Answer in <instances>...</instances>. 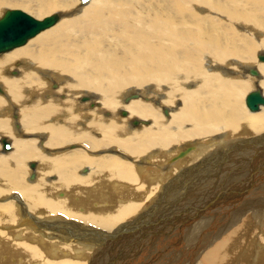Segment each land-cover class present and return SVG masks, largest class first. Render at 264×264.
<instances>
[{"label":"bare ground","instance_id":"6f19581e","mask_svg":"<svg viewBox=\"0 0 264 264\" xmlns=\"http://www.w3.org/2000/svg\"><path fill=\"white\" fill-rule=\"evenodd\" d=\"M5 7L61 19L0 53V141L12 148L0 142V227L10 223L0 229V264H86L85 251L127 235L121 222L169 181L162 199L175 167V179L224 184L201 194L185 188L181 220L170 215L171 224L156 227L149 264H264V105L251 112L243 102L252 90L264 95V0H0V18ZM146 85L166 87L165 97L135 90L121 99L127 87ZM34 150L41 159L26 162L27 179L20 169ZM105 150L166 168L141 171ZM142 238L130 244L133 254L125 244L114 256L127 252L132 264L149 248Z\"/></svg>","mask_w":264,"mask_h":264},{"label":"rangeland","instance_id":"374dc122","mask_svg":"<svg viewBox=\"0 0 264 264\" xmlns=\"http://www.w3.org/2000/svg\"><path fill=\"white\" fill-rule=\"evenodd\" d=\"M77 2H78V0H77ZM5 8H8V7H5ZM10 8V7H9ZM12 8V7H11ZM13 9H15L14 7H13ZM17 9H23L24 10V8H17ZM26 11V10H25ZM58 11H61V10H58ZM27 12V11H26ZM62 12V11H61ZM28 13V12H27ZM30 14V13H29ZM61 23V22H60ZM59 23V24H60ZM58 24V25H59ZM48 32V31H47ZM38 37V36H37ZM34 40V39H33ZM32 41V40H31ZM30 43V42H29ZM28 43V44H29ZM27 44V45H28ZM23 47V46H22ZM264 51V50H263ZM8 54V53H7ZM4 55V54H3ZM1 56V55H0ZM258 57V56H257ZM258 59H259V57H258ZM260 60V59H259ZM261 64V63H260ZM252 65H254V66H256L257 68L260 66V65H256V63L255 64H252ZM255 67V68H256ZM232 70V69H231ZM235 70L236 71H238V70H240V69H238V68H235ZM239 75H241V72H237ZM8 76H12V77H14V78H18L17 76L15 77V76H13V75H9L8 74ZM19 76V75H18ZM254 78V77H253ZM255 81H257L256 80V78H255ZM256 86V84L251 88V89H254V87ZM144 88V89H143ZM131 89V90H130ZM167 90V88L165 87V88H163V89H161V90H158V89H156V87H153V86H151V85H146V87L145 86H143V87H141V88H138V87H136V86H130V87H127L125 90H123L122 91V96H121V99L122 98H126L130 93H133V92H135V90L136 91H138L139 93H141V94H144V97L146 98H155L156 100H159V96H158V94L159 95H161V97L163 98V97H165V95H166V90ZM250 89V90H251ZM140 90V91H139ZM159 91L158 93H156V92H154V91ZM250 90H248L247 92H249ZM164 91H165V94H164ZM162 92V93H161ZM246 92V93H247ZM155 93H156V95H155ZM140 94V95H141ZM145 98H143V99H145ZM244 98H245V96H244ZM161 99V98H160ZM134 100V99H133ZM244 101V105H245V99H243ZM29 102H32V100H30ZM36 103V101L32 104V105H34ZM124 103H125V100H124ZM126 104V103H125ZM123 105V104H122ZM123 106H125V105H123ZM123 106L121 107V109H123ZM164 106H167V105H163V107ZM174 106V105H173ZM165 108V107H164ZM171 108H173V107H171ZM245 108H246V110L248 111V109H247V107L245 106ZM168 109H170V107H168ZM127 110V109H126ZM173 110H174V108H173ZM120 111V110H119ZM161 111H162V114H163V116H164V118H168V117H166L165 116V114H164V109H162V107H161ZM170 113H172V111H169ZM174 112V111H173ZM249 112V111H248ZM169 117H170V114H169ZM12 118H13V115H12ZM136 118H138V117H136ZM122 119H125V120H127V122L130 120V119H132V117L131 118H127V117H122ZM13 121H15L16 122V120H17V118H13L12 119ZM148 120H151L152 121V119H148ZM131 121V120H130ZM129 121V122H130ZM20 123L22 124V122H21V120H20ZM129 124V123H128ZM34 123H29V127H30V130L31 131H39V132H37V133H39V134H43V133H45V132H43V131H40V130H38V129H36L34 126ZM152 125V124H151ZM150 125V126H151ZM129 125H127V127H128ZM131 126V125H130ZM129 128V127H128ZM133 128V127H132ZM144 128H146V127H143L142 129H144ZM130 129V128H129ZM134 129V128H133ZM142 129H139V130H142ZM137 130V129H136ZM176 130V128H173V129H171L170 131L172 132V133H174V132H176L175 131ZM30 133H32V132H30ZM50 133V132H49ZM226 133V131H223V132H220V133H218L217 134V136H220V135H223V134H225ZM230 135H228V137H229ZM29 137L30 138H32V137H36L35 135H29ZM52 138H54L52 135L50 136V142H51V144L52 145H54V143L51 141L52 140ZM56 139V138H55ZM65 139L66 138H64V139H62V140H58L59 142H60V145H64V144H66V143H68V142H65ZM237 140V138H233V141H236ZM225 141H228V139H226ZM55 146H58V145H55ZM68 146V145H67ZM235 146V143H232L231 145H229L227 148L228 149H231V148H233ZM48 148H51V149H48V150H50L53 154L54 153H57V152H60V151H63V149L64 148H62L61 150H59L58 151V149H52V148H56V147H48ZM61 148V147H60ZM215 148H218V147H215ZM105 149V148H104ZM110 149V148H109ZM182 149L183 148H178V151H177V153H176V155L177 154H179L181 151H182ZM219 149L220 150H223V151H225V149L226 148H224V147H219ZM14 150V149H13ZM171 150V149H170ZM168 151H169V149H168ZM105 152L106 153H108L109 154V156H111V155H113V157H116V158H119V159H121V160H125V161H127V162H129L130 164H133L132 166H135L136 168H138L139 170H141L142 171V169H140V168H143V169H145V168H150L151 170H154L156 167H157V169L158 170H160L162 167H164V168H166V166L163 164L164 163V161L162 162V163H160V164H158V162H157V160H156V162L155 161H152V160H149V161H144V159H143V157H138V158H136V157H134L133 155H131V154H128V153H119V154H117V152H113V150H109V151H106L105 150ZM12 153V152H11ZM11 153H9V154H2V155H10ZM33 153H34V156H28V157H26L25 159H24V161H23V163H22V168L20 169V172H22V173H25V178L27 177V179H28V177H29V175H30V168L28 167V165L26 164V162H28L29 160H31L32 158H37V159H41V154L38 152V151H36V150H34L33 151ZM46 153H48V152H46ZM45 153V154H46ZM91 152H88V154H90ZM101 153V151H97L96 152V156L97 157H99V155L98 154H100ZM92 154V153H91ZM128 155V156H127ZM51 156V155H50ZM130 157V158H129ZM224 156H222L221 158H223ZM234 157V156H233ZM109 158V157H108ZM132 158H134V159H132ZM184 158V157H183ZM182 158V159H183ZM141 159H142V161H141ZM137 162L138 161V163H136L135 161ZM181 160V159H180ZM180 160H178V161H180ZM133 161V162H132ZM32 162H35V161H32ZM153 162V163H152ZM176 163H177V161H175ZM31 163V162H30ZM29 163V164H30ZM227 164H229V162H226ZM226 163H224L223 164V166L225 165V166H227V164ZM135 164V165H134ZM136 164H137V166H136ZM139 164V165H138ZM143 165V166H142ZM147 165V166H146ZM152 165V166H151ZM140 166V167H139ZM174 168V167H173ZM182 168H184V166L182 167ZM81 169V168H80ZM180 167H175L174 169H173V174L174 175H172L173 177V181H174V183H173V186L172 187H169L168 189H167V193L166 194H164V196L162 197V199L161 200H157V198L159 197V195H163V193H162V187H164V186H166V185H168L169 184V181H165V182H160V181H158L159 182V187H158V191H157V193L156 194H154V195H152V196H150V198L147 200V201H145L146 203H145V205L143 206V208L140 210V211H138L137 213H135V214H133L131 217H129V218H127L125 221H123V222H121V224H129L130 225V227H128V231H129V233L127 234V235H129V236H127L126 235V233L125 232H121V236H119V237H117V238H120V240L119 239H117V240H115L116 238H114V239H112L111 241H112V243L114 242V245L115 244H117V246H116V248H114V246H112V245H109V243L111 242V241H108L107 242V245H108V247L107 248H105V247H101V245H99V241H96V244H95V246L97 247V250H95V249H92V251H90L89 253H90V255L88 254V252L87 251H85V256H87L88 257V259H87V261H86V264H89V260L91 259V255H93V258L92 259H94V256L95 255H99V258L94 262V264H108V263H110L111 261H116V262H119L118 264H126V262H124V259H125V255H126V253L128 254L127 256H129V255H131V254H133V248L131 247V245L130 244H133V242H135L137 239H139V238H141V237H143L141 240H143L146 244H147V241L149 240V242H148V245L147 246H149V248H147V249H145L146 250V252L144 253V254H142L143 256H141V257H139L138 259H136V260H134L133 261V263L132 264H149V260L148 259H150V256H151V260L153 259L152 257H154L155 255L151 252V248L153 247L154 248V246H153V244H156V241H157V239L155 240V236H154V233L153 232H160V230L161 229H157V230H155L156 229V227H158L159 225H162V224H164V225H166L167 223L168 224H171V223H169V221H172V219H174V218H176V219H178V218H180V217H182V214H180V210H182V208L185 206L184 204L188 201V200H185L184 198H183V194L184 193H186V190H185V188H193L192 186H194V188L196 189V190H198V193L199 194H201V192H200V190L202 191V192H206L207 190H209V189H214V191H217V192H219V190H220V184L221 185H223L224 184V182H218V183H216V181H217V179H214V183H205V184H202L201 183V181L199 182V183H192L191 181L189 182V181H183V180H179V179H175L176 177L178 178L179 177V171H180ZM30 170V171H29ZM27 171H28V173H27ZM90 172V171H89ZM152 172V174H153V171H151ZM79 173H83V171H78V174ZM175 173H177V174H175ZM195 173V172H194ZM84 174H87V173H83V175ZM193 174V173H192ZM56 174H50V175H48V178H50L51 180L53 179H56V176H55ZM140 175H142V174H140ZM144 176V175H143ZM175 179V180H174ZM186 183V184H185ZM164 185V186H163ZM176 185V186H175ZM201 185V186H200ZM197 187V188H196ZM9 191V190H8ZM7 191V192H8ZM62 191V190H61ZM150 191V190H149ZM174 191H176V192H174ZM177 191H178V193H177ZM180 192V193H179ZM6 193V192H5ZM5 193H2V194H5ZM173 193V194H172ZM152 197V198H151ZM156 197V198H155ZM185 197V196H184ZM186 197H188V196H186ZM124 199H126V198H124ZM151 199V200H150ZM184 199V200H183ZM144 201V200H143ZM164 202V203H163ZM15 203H17V201L15 202ZM196 203H197V201H196ZM203 203V202H202ZM158 206V207H157ZM181 207V208H180ZM151 208H152V210H154V211H152V214H150L149 216H147V217H145L144 219H142L143 217H142V215L147 211L148 212V210L149 211H151ZM153 208H155V209H153ZM143 211V212H142ZM172 216V218L171 217H169V216ZM169 217V221H165L167 218ZM40 218V217H39ZM137 219H140V220H138V222H137ZM155 219V220H154ZM180 220H181V218H180ZM154 223V224H153ZM173 223H175V222H173ZM157 226H156V225ZM10 225V223H8V224H5L4 226H2V227H0V229H2V228H4V227H6V226H9ZM137 226V227H136ZM139 226V227H138ZM143 227H144V229H145V231L143 230ZM134 228V229H133ZM141 228V229H140ZM41 229H43V228H41ZM141 230H143V231H141ZM144 232V233H143ZM160 234V233H159ZM125 236V237H124ZM150 236L151 237H153V238H150ZM51 239V238H50ZM72 240H75V239H73L72 238ZM166 240V239H165ZM164 240V241H165ZM119 241V242H118ZM128 241V242H127ZM164 241H161L160 240V242L161 243H163V244H161V245H159V247H162V249H159L160 251H164V245H165V242ZM118 242V243H117ZM136 242H141L140 241V239L138 240V241H136ZM151 243V244H150ZM125 244H126V247H125ZM126 248V249H128V251L126 252V253H124L122 256H121V252L124 250L123 248ZM121 249V250H120ZM123 249V250H122ZM167 249H169V248H167ZM86 250H88V249H86ZM158 250V251H159ZM95 251V252H94ZM119 252V251H121L120 252V254H119V257H122V258H119L118 257V255H116V256H114L115 255V252ZM131 251H132V253H131ZM159 251V252H160ZM75 254V253H74ZM112 255V256H111ZM125 256V257H124ZM82 257V256H81ZM129 258H132L131 256L129 257ZM148 258V259H147ZM116 259V260H115ZM120 259H121V262H120ZM141 262H140V261ZM100 261V262H99ZM123 262V263H122ZM155 264V263H154Z\"/></svg>","mask_w":264,"mask_h":264},{"label":"water","instance_id":"95a60500","mask_svg":"<svg viewBox=\"0 0 264 264\" xmlns=\"http://www.w3.org/2000/svg\"><path fill=\"white\" fill-rule=\"evenodd\" d=\"M82 4L89 3L90 0H80ZM61 19L59 12H54L51 15L45 16L43 19H36L21 9L7 8L5 13L0 18V53L8 52L16 47L25 45L29 38L35 36L45 29H49L56 25ZM258 57L264 61V53H259ZM252 75H257L258 71L254 68L250 69ZM137 95H134L136 97ZM88 97H83L87 100ZM246 105L251 112L259 111L260 107L264 105V95L260 89L250 91L246 96ZM122 114L126 115L127 110H122ZM2 149L10 151L11 143L6 137L1 138ZM192 149V146L182 150L177 157L186 156ZM32 168L36 167V163L30 164Z\"/></svg>","mask_w":264,"mask_h":264}]
</instances>
